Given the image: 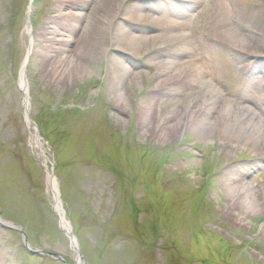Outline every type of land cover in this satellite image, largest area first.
I'll return each instance as SVG.
<instances>
[{
	"label": "rangeland",
	"instance_id": "rangeland-1",
	"mask_svg": "<svg viewBox=\"0 0 264 264\" xmlns=\"http://www.w3.org/2000/svg\"><path fill=\"white\" fill-rule=\"evenodd\" d=\"M35 1L31 13L29 0H0V264H264V140L247 138L264 135V17L253 18L264 0H225L253 33L248 52L201 38L217 0H113L108 13L99 0ZM145 11L193 17V38L125 53L124 33L109 31ZM143 24L137 33H159ZM94 27L101 38L81 63L76 44ZM174 59L210 76L197 70L192 92L151 94L162 69L182 67ZM206 83L220 95L213 117L244 112L247 134L144 132L204 111ZM8 224L53 256L27 254Z\"/></svg>",
	"mask_w": 264,
	"mask_h": 264
},
{
	"label": "bare ground",
	"instance_id": "bare-ground-1",
	"mask_svg": "<svg viewBox=\"0 0 264 264\" xmlns=\"http://www.w3.org/2000/svg\"><path fill=\"white\" fill-rule=\"evenodd\" d=\"M113 2V0H99L97 7L100 5V9L103 10V12L108 13V8ZM104 3V4H103ZM133 8V7H132ZM135 8V7H134ZM139 9V8H138ZM97 8L95 11V14H97ZM132 10V9H131ZM130 10V11H131ZM118 9H116L117 14ZM129 11V12H130ZM140 11V10H139ZM263 12L257 13L256 15H253V18H262L264 17V9ZM235 10L229 8V6L226 4L225 0H217L215 3V8L209 15L207 19V28L204 31V34L201 36V38H206L208 41H212L211 43L213 45H223L228 46L234 51H251V41L250 38L251 34H253L250 29L242 26V25H235L233 23V17ZM134 14V13H132ZM159 15L157 12H141L136 15H134L130 22L123 24H118L113 26L112 29H110L109 33H111L112 36H115L119 31H122L124 33L125 38L122 39V43H120V47L122 51H124L127 54L131 53H138L140 50V47L142 44L148 42H162L163 45H176L178 42H190L192 37V33L189 32V28L191 27V24L193 23V17L191 16H184L183 19H178V17H167V15ZM179 14V13H177ZM93 17V16H92ZM91 17V18H92ZM100 21H103L100 19ZM128 21V20H126ZM152 22L156 25V28L158 29L159 33L156 35H150L148 37L143 36V33H137V30H141L138 27V24H145ZM143 24V25H144ZM122 28V29H121ZM121 29V30H120ZM156 29V30H157ZM99 28L94 27L93 31L91 32V36L87 35L84 37V34L80 36L81 39H79L78 43L76 44V50L79 49V46L81 47L82 44L86 45L85 51L83 50L80 53L81 63H85L87 61L88 55H86V51L88 53L89 50L95 49V46L97 45V42L100 40V36H98ZM143 32V31H142ZM244 33L248 34L243 36ZM254 36V35H253ZM199 40V39H198ZM201 40V39H200ZM194 49L189 48L188 52L182 51L181 54H188L193 52ZM169 55V54H168ZM170 56V55H169ZM172 56V55H171ZM170 56V57H171ZM173 60V59H172ZM174 63L181 65V68L176 69V71L172 72H166L167 70L162 69V72L164 73V78L161 80L159 84L154 86L152 93H160L165 92L169 88L173 92L178 91H184V92H192L193 91V79L198 74L197 70H201V72L208 74L211 72V69L207 67L206 65L202 66V64L199 67V64L193 61L192 59H188L186 61H181V59H174ZM164 67V65H163ZM129 68V67H128ZM214 72H212L213 74ZM210 76V75H209ZM194 77V78H193ZM207 77V75H206ZM135 78V75H134ZM112 90L116 91L118 90L119 82L116 79L115 76L111 75L110 77V85ZM198 92L200 91L201 98V105H205V110L199 112L197 111H191V113L186 116L185 123L184 122H178L176 121V115L171 116L172 120L169 121L170 125L163 126V127H156L154 126H147L144 128V132L148 133L151 136L155 137H161V135H176V132L180 129L181 124H190V126H195L196 129H204L205 133H209L208 129L211 130V127H213V124H215V127L221 128L222 126L225 129H229L230 131L234 130L238 134H247L246 132L249 131L252 125H250L251 119H246V113L241 112L238 114L237 112H234L232 114L226 113L222 114L218 117H213L214 112V102L219 100L220 95L216 92V89L214 87L208 86V84H204L203 86L197 87ZM117 106L121 107V110L123 109V103L116 100ZM249 110H253L252 105L246 104ZM181 118L180 116H177ZM217 119V120H216ZM151 119L149 118V121ZM216 120V122H214ZM182 121V120H181ZM184 126V125H183ZM160 131V132H159ZM159 132V133H158ZM162 133V134H161ZM247 138L249 139H255L257 142H261L260 140H264V135L261 134L260 130L253 129L251 132L248 133ZM259 140V141H258ZM256 142V143H257ZM246 203H250V201L242 200L241 205L243 208H246ZM259 206V205H258ZM60 218L62 221L63 226H66L65 223V217L62 213H60Z\"/></svg>",
	"mask_w": 264,
	"mask_h": 264
},
{
	"label": "water",
	"instance_id": "water-1",
	"mask_svg": "<svg viewBox=\"0 0 264 264\" xmlns=\"http://www.w3.org/2000/svg\"><path fill=\"white\" fill-rule=\"evenodd\" d=\"M6 226H9V228H13V229L15 228L16 230H19V231L23 234V236H24V245H25V247H26L28 250H30L32 253H34V254H39V255H41V254H43V253H46V254H48V255H50V256H53L52 253L32 249V248L29 246V243H28V240H27V237H26L25 232L23 231V229H22L21 227L15 225V224H14V225H12V224H8V225H6Z\"/></svg>",
	"mask_w": 264,
	"mask_h": 264
},
{
	"label": "trees",
	"instance_id": "trees-1",
	"mask_svg": "<svg viewBox=\"0 0 264 264\" xmlns=\"http://www.w3.org/2000/svg\"><path fill=\"white\" fill-rule=\"evenodd\" d=\"M24 248H25V247H24ZM25 251H26L27 254L31 255V253H30L27 249H25Z\"/></svg>",
	"mask_w": 264,
	"mask_h": 264
}]
</instances>
